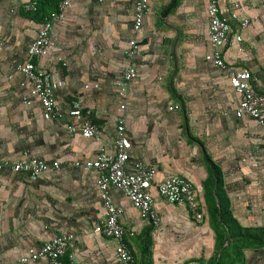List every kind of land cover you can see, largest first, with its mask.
Wrapping results in <instances>:
<instances>
[{"label": "crops", "instance_id": "1", "mask_svg": "<svg viewBox=\"0 0 264 264\" xmlns=\"http://www.w3.org/2000/svg\"><path fill=\"white\" fill-rule=\"evenodd\" d=\"M27 1L0 0V160L26 154L61 166L35 179L0 171V264H17L58 233L74 235L72 264H117L113 240L93 231L104 217L96 175L69 163L95 158L99 147L111 142L122 113L131 157L155 167L157 179L188 180L201 214L192 220L186 205L160 198L152 189L161 226L150 236L147 221L112 189L122 222L134 232L129 237L133 253L147 234L152 264H198L199 259L221 264L226 258L231 264H264V128L249 116H235L240 94L229 84V71L212 63L208 1L150 0L135 30L138 0H70L62 21L50 23L54 44L37 67L50 74L64 112L75 103L89 112L102 129L98 139L68 132L64 122L78 124L81 118L48 116L18 71L42 21L32 20L35 12L32 19L23 12ZM220 13L230 25L225 63L250 71L264 92V0H220ZM242 19L249 20L244 28ZM131 39L138 47L129 59L124 49ZM129 64L137 76L121 95L122 70ZM205 155L220 170L234 238L217 222Z\"/></svg>", "mask_w": 264, "mask_h": 264}, {"label": "built area", "instance_id": "2", "mask_svg": "<svg viewBox=\"0 0 264 264\" xmlns=\"http://www.w3.org/2000/svg\"><path fill=\"white\" fill-rule=\"evenodd\" d=\"M207 1L212 63L221 70L229 71V84L240 94L234 112L235 116L238 118L249 116L264 128V92L253 83L250 71L229 68L225 63L223 45L230 31V25L220 13V0ZM69 4L70 0H60L56 9L50 12L47 21L30 44L27 58L17 66V69L28 79L30 94L39 101L48 116L58 121L64 120L65 116L81 118L78 124L64 122L68 132H78L85 137L98 139L102 136V129L89 118V112H83L77 103L64 112L56 100L50 74L40 71L37 67V61L42 54L54 44L49 32L50 23L62 21ZM149 4L150 0H138L135 4L133 29L140 28L143 16L149 10ZM34 7V3L24 4L26 11L33 10ZM248 24V19L240 21L241 28ZM137 47L136 40L131 39L125 50V55L132 59ZM136 76V70L132 64L124 67L121 74V95L127 91ZM120 109L122 111L125 109L124 103L120 104ZM131 147L132 144L126 132L125 117L122 113L117 116L111 142L101 145L95 158L74 160L69 163L84 171H94L96 175V185L100 192L104 217L94 225L93 231L113 240L117 264H136V259L129 243V237L133 236L134 232L122 222L123 210L112 200V189L121 192L138 211L140 218L147 221L150 226V236H154L161 226V217L155 208L152 189L156 190L160 198L184 203L190 211L192 219L198 221L201 218L195 190L188 180L177 175H167L157 179L155 167L131 157ZM60 166L61 162L58 160L31 158L26 154L14 161L0 160V171L8 169L14 173H24L32 179L50 169L58 170ZM73 244V234H55L43 241L35 251L20 256L17 259V264H34L40 261H46L47 264H61V258L65 255L73 263Z\"/></svg>", "mask_w": 264, "mask_h": 264}, {"label": "trees", "instance_id": "3", "mask_svg": "<svg viewBox=\"0 0 264 264\" xmlns=\"http://www.w3.org/2000/svg\"><path fill=\"white\" fill-rule=\"evenodd\" d=\"M57 4L54 5V7L52 8L51 11L56 9ZM34 6H35L34 9L30 10V11L35 12V14H37V15L42 14L41 10H40L41 8H39L38 6L36 7V4H34ZM50 12L48 13L47 16H49ZM205 160L207 161L208 171H209V175H210V177L208 178L207 181L211 182L212 183L211 185L214 186L215 198L217 199V200L213 199L214 212L219 217L218 222L221 225H225V227L227 228L231 238H234L236 235H234V233L232 232V227L230 225V222H232L234 224H235V222L233 221V219L229 213L228 200L226 199V197L224 195V191L222 189V176H221L220 170L210 160V158L207 155H205ZM209 193L211 194L212 192H210V190H209ZM217 261L220 263V256H219ZM61 264H72V263L70 262L68 257L65 255L61 258ZM228 264H231V262H228Z\"/></svg>", "mask_w": 264, "mask_h": 264}, {"label": "rangeland", "instance_id": "4", "mask_svg": "<svg viewBox=\"0 0 264 264\" xmlns=\"http://www.w3.org/2000/svg\"><path fill=\"white\" fill-rule=\"evenodd\" d=\"M58 1L59 0H29L27 2H23L22 3V6L21 7H22L23 12L28 13V15H29V17L31 19H32L33 11H26L24 9V4H26V3H34V4H36V7L38 6L39 8H41L40 10H41V13L42 14H40V15L38 14V16H36V19L37 20L36 19H32L35 22H37L39 17L42 18V21L40 22L41 23L40 24V28H38V30L36 31L35 36L39 32V30L42 28L43 24L47 21L46 17L48 15V13L52 10V8L54 7V5ZM125 50H126V48L124 49V55H125ZM4 76H5V74H4ZM9 77H10V74H7L5 78H9ZM42 177H43V175H42ZM170 202L175 203V204H183L185 206V204L182 203V202H176V201H170ZM192 220H194V219H192ZM151 246H152L151 239L147 236V234H143V236H141V241H140V243L138 245V248H135V252H134V255H135L136 259H137L136 260L137 261V264H152V251H151ZM231 250H232V248H231ZM197 262H198V264H202V259L197 260ZM225 262H229V258H226L223 262H221V264H225Z\"/></svg>", "mask_w": 264, "mask_h": 264}, {"label": "water", "instance_id": "5", "mask_svg": "<svg viewBox=\"0 0 264 264\" xmlns=\"http://www.w3.org/2000/svg\"><path fill=\"white\" fill-rule=\"evenodd\" d=\"M168 8L163 12V15L165 16L166 12H167ZM230 240L227 241V243L229 242Z\"/></svg>", "mask_w": 264, "mask_h": 264}]
</instances>
